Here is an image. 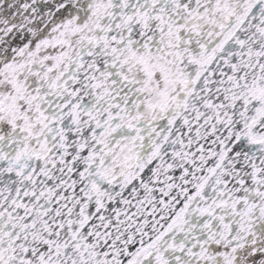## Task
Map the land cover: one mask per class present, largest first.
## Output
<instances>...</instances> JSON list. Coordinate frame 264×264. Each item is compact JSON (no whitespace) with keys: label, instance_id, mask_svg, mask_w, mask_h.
<instances>
[{"label":"snow or ice","instance_id":"obj_1","mask_svg":"<svg viewBox=\"0 0 264 264\" xmlns=\"http://www.w3.org/2000/svg\"><path fill=\"white\" fill-rule=\"evenodd\" d=\"M0 264H264V0H0Z\"/></svg>","mask_w":264,"mask_h":264}]
</instances>
